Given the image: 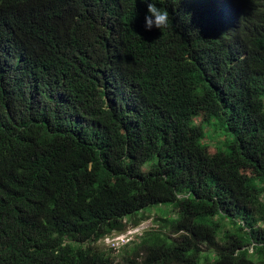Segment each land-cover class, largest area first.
I'll return each mask as SVG.
<instances>
[{
  "label": "trees",
  "instance_id": "obj_1",
  "mask_svg": "<svg viewBox=\"0 0 264 264\" xmlns=\"http://www.w3.org/2000/svg\"><path fill=\"white\" fill-rule=\"evenodd\" d=\"M10 1L0 264H264V0H148L169 12L151 31L141 0ZM152 211L117 262L97 245Z\"/></svg>",
  "mask_w": 264,
  "mask_h": 264
},
{
  "label": "rangeland",
  "instance_id": "obj_2",
  "mask_svg": "<svg viewBox=\"0 0 264 264\" xmlns=\"http://www.w3.org/2000/svg\"><path fill=\"white\" fill-rule=\"evenodd\" d=\"M193 125L199 126L203 130V137L201 143L204 146H208L214 153L216 151H226L228 145L234 140V135L229 132L224 123V116L220 118H212L209 121H204L202 115L196 117L193 120ZM150 166L149 163L144 165V170H147ZM160 217L155 211H152L150 219L143 222L137 228H130L124 233L113 234L110 238H105L97 245L106 251H110L112 256L115 257V262L119 260L121 252L120 246L125 241L135 240L137 236H141L146 231L157 230L160 222ZM119 248V249H118ZM204 253L199 261V264H209V262L215 260L217 255L214 252ZM210 256V258H208Z\"/></svg>",
  "mask_w": 264,
  "mask_h": 264
},
{
  "label": "clouds",
  "instance_id": "obj_3",
  "mask_svg": "<svg viewBox=\"0 0 264 264\" xmlns=\"http://www.w3.org/2000/svg\"><path fill=\"white\" fill-rule=\"evenodd\" d=\"M14 3V0L10 1ZM141 3H147V13L145 20V28L147 31H151L153 27L155 29H165L169 25V12L158 7L153 2H148V0H141Z\"/></svg>",
  "mask_w": 264,
  "mask_h": 264
},
{
  "label": "built area",
  "instance_id": "obj_4",
  "mask_svg": "<svg viewBox=\"0 0 264 264\" xmlns=\"http://www.w3.org/2000/svg\"><path fill=\"white\" fill-rule=\"evenodd\" d=\"M108 238H110V237H108ZM126 242V241H125Z\"/></svg>",
  "mask_w": 264,
  "mask_h": 264
}]
</instances>
